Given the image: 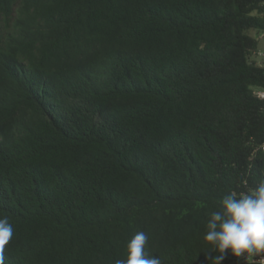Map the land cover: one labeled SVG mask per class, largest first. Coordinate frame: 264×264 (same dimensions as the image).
<instances>
[{"label":"trees","instance_id":"trees-1","mask_svg":"<svg viewBox=\"0 0 264 264\" xmlns=\"http://www.w3.org/2000/svg\"><path fill=\"white\" fill-rule=\"evenodd\" d=\"M253 30L264 0H0L4 264H116L138 231L211 264L207 213L264 171Z\"/></svg>","mask_w":264,"mask_h":264},{"label":"clouds","instance_id":"clouds-1","mask_svg":"<svg viewBox=\"0 0 264 264\" xmlns=\"http://www.w3.org/2000/svg\"><path fill=\"white\" fill-rule=\"evenodd\" d=\"M14 235L7 216L0 217V264L4 250ZM204 242L210 246L211 264H223L229 255L243 264H264V171L258 184L246 192L230 191L222 196L214 210L207 213ZM149 236L138 231L126 245V259L116 264H162L158 255L148 251Z\"/></svg>","mask_w":264,"mask_h":264},{"label":"built area","instance_id":"built-area-1","mask_svg":"<svg viewBox=\"0 0 264 264\" xmlns=\"http://www.w3.org/2000/svg\"><path fill=\"white\" fill-rule=\"evenodd\" d=\"M259 33L260 37L264 38V31H260ZM252 59L257 64H262L264 62V52L260 51L259 49L254 50L252 54ZM253 91L259 98L264 99V87H253ZM255 262L259 263V260H256Z\"/></svg>","mask_w":264,"mask_h":264},{"label":"rangeland","instance_id":"rangeland-1","mask_svg":"<svg viewBox=\"0 0 264 264\" xmlns=\"http://www.w3.org/2000/svg\"><path fill=\"white\" fill-rule=\"evenodd\" d=\"M251 32L255 33V35L259 39V50L264 52V38L260 37V33L259 32H255L254 30L251 31Z\"/></svg>","mask_w":264,"mask_h":264}]
</instances>
